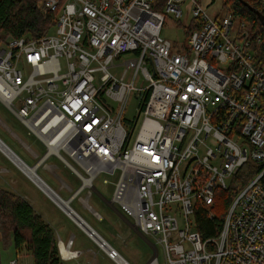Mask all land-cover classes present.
<instances>
[{
	"label": "built area",
	"instance_id": "2783aa9c",
	"mask_svg": "<svg viewBox=\"0 0 264 264\" xmlns=\"http://www.w3.org/2000/svg\"><path fill=\"white\" fill-rule=\"evenodd\" d=\"M256 1L264 9V0ZM187 2L193 30L178 45L161 31L168 15L184 16ZM42 5L56 12L44 34L0 39V100L44 147L40 156L27 146L37 158V175L40 167L57 175L58 166L48 163L56 157L81 185L72 191L63 183L72 191L65 200L40 179L32 181L78 223L71 201L88 189L80 200L91 208L95 179L113 176L104 179L114 187L110 200L134 217L131 226L154 250L146 264H159V245L166 264H264V66L248 49L245 23L234 37L232 11L218 21L198 0ZM122 64L126 68L117 77L111 70ZM129 69L134 72L126 81ZM139 74L143 79L136 84ZM132 96L138 99L134 117L127 116ZM248 162L259 171L236 192L219 234L204 239L196 212L214 204L216 190L230 189ZM98 245L117 264H132L110 243ZM58 248L65 263L82 254L60 239Z\"/></svg>",
	"mask_w": 264,
	"mask_h": 264
},
{
	"label": "rangeland",
	"instance_id": "374dc122",
	"mask_svg": "<svg viewBox=\"0 0 264 264\" xmlns=\"http://www.w3.org/2000/svg\"><path fill=\"white\" fill-rule=\"evenodd\" d=\"M199 4L207 10L210 16L217 19L218 21H223L227 15L228 10L223 6L222 0H198ZM40 2L38 3V5ZM190 6V2H187L183 6L184 16L180 19L174 18L172 15H168L165 19L161 35L170 40L172 43H177L178 45L183 44L184 42H188L187 32L184 26H187L191 23L192 16L188 12ZM235 23L232 27L231 33L234 37H238L239 27L241 21L234 16ZM56 33L55 26L52 27L49 34L54 35ZM130 55H123L120 59H116V64L123 63ZM125 65L115 66L112 68V72L117 77H121L125 70ZM133 70L129 69L125 76V80L128 81L131 79L133 75ZM142 75L136 78L135 83L140 84L142 81ZM138 104V99L135 96L129 101L127 116H136V107ZM141 124V116L138 117L137 123L132 132V138L130 143H132L136 137V134L139 130ZM126 125V123H125ZM127 129L131 131V127L128 126ZM0 138L29 166H34L37 158H34L27 146L34 151H36L40 156L44 153V147L42 144L33 136L28 135L26 126L21 123L19 118L9 109L4 103L0 100ZM211 143V142H210ZM49 164L57 165V175H53L49 170L44 167L38 168L37 172L39 176L55 191H58L61 197L65 200H68L72 191H75L80 185L81 180L70 170L64 163H62L56 157H52ZM21 166V164H20ZM104 179L112 180L113 176L101 173L95 179L96 188L105 196L107 200L112 198L113 193V184L104 183ZM63 183H66L72 187V191L67 189H63L61 186ZM0 185L5 186L8 190H17L24 189L29 193H42L44 192L19 168V163L13 160L7 153H5L0 148ZM88 194V189L82 191L79 197H76L71 201V207L78 212L88 223H90L95 230L99 231L100 234L105 236L110 244H113L119 253L124 256L129 262L132 264H146L152 255L154 254V250L151 245L145 241L141 236L134 230L133 236L125 243L121 242L117 243L112 239L110 235L105 231V225L108 222L113 223V219L115 217L120 216L108 205L104 199H102L96 192L89 198L88 203L90 206L98 211L103 216V220H99L94 212L84 206L81 202L80 197H86ZM45 195V194H44ZM46 196V195H45ZM47 197V196H46ZM50 199V198H49ZM51 203L52 200L50 199ZM109 208L111 211H107L105 208ZM120 207V206H119ZM120 209H122L120 207ZM60 211V210H59ZM124 216L130 221L134 223V217L125 212ZM65 212V211H64ZM62 213V212H60ZM66 213V212H65ZM67 214V213H66ZM0 213V230L2 224L6 221L4 216H1ZM64 217L69 219L65 214H62ZM68 215V214H67ZM73 225V233H76L75 244L73 248H81L86 251L85 255L80 259L81 264H91V257L95 256L98 264H116L110 258L106 257L103 249L99 248L95 241L86 235L80 227L71 222ZM79 233H82L83 236H79ZM4 236V240L8 241L9 234L7 237L4 233L1 232ZM117 235H115L116 237ZM65 241L67 240L63 235L61 236ZM116 239V238H115ZM159 264H166L162 249L159 245ZM19 259L20 264H34L33 255L26 248H22L19 252H16L13 243H5L2 239H0V264H10L12 259ZM74 262V261H73ZM67 264H71L70 262Z\"/></svg>",
	"mask_w": 264,
	"mask_h": 264
},
{
	"label": "trees",
	"instance_id": "16d2710c",
	"mask_svg": "<svg viewBox=\"0 0 264 264\" xmlns=\"http://www.w3.org/2000/svg\"><path fill=\"white\" fill-rule=\"evenodd\" d=\"M264 14L256 0H245ZM40 4L38 5V3ZM43 0H0V39L36 38L54 23L56 12L45 10ZM223 6L245 23L250 39L248 49L253 53L256 64L264 66V25L255 11L241 0H222ZM185 27V26H184ZM187 36L193 30L185 27ZM241 31V36L243 35ZM259 171L251 162L246 163L233 177L231 188L216 190L215 202L210 208L200 207L196 212V229L204 239L217 236L222 229L225 216L233 203L238 189L244 188ZM212 212V216H211ZM0 213L6 218L0 230V239L13 243L16 252L26 248L33 255L34 264H67L59 255L58 238L55 230L33 206L19 194L0 187ZM4 233L8 241L4 240Z\"/></svg>",
	"mask_w": 264,
	"mask_h": 264
},
{
	"label": "crops",
	"instance_id": "0c3cea01",
	"mask_svg": "<svg viewBox=\"0 0 264 264\" xmlns=\"http://www.w3.org/2000/svg\"><path fill=\"white\" fill-rule=\"evenodd\" d=\"M0 187L5 188V186H3V185H0ZM5 189H7V188H5ZM10 191H13V192L17 193L20 196H22L24 199H26L33 206V208L42 216V218L47 223H49L51 225V227L55 230V233L57 234V238L60 239L63 243L71 242L72 248H73V246L75 244L76 233H73V230L74 229H73V225H71V222H73L78 227H80L82 229V231L86 235H88V233L85 231V229H83V227H81L74 219H72L70 216H68L53 201L51 203L49 197L45 193L44 194L47 197L44 194H42V193H35V194L34 193H29V192H27V190H24V189H21V188L19 189V191H17V190H10ZM91 208H89V209H91ZM105 209L108 212L111 211L112 214L114 213L112 210H110L107 207ZM91 210L93 212L96 211L93 208ZM60 212H62V213H60ZM96 212H98V211H96ZM62 214H65L69 219H67L66 217H64ZM100 215H101V218H103L102 214H100ZM98 219L101 220L100 218H98ZM88 224L90 226H92L90 223H88ZM105 231L107 232L108 235H110L112 237V239L116 243H117V240H118V243H121L122 242V239H124V238H127V240H126V242H127L133 236V234H134V228L131 226L130 221H128L127 218L124 219L122 217H120V218L119 217H117V218L115 217V219H113V223L112 222H108L105 225ZM97 232L100 234L99 231H97ZM62 235L67 239L66 241L61 237ZM100 235L106 241L109 242V240L105 236H103L102 234H100ZM115 235H117V236L115 237ZM79 236H83L82 233H79ZM95 243L98 245V243L96 241H95ZM111 245H113V244H111ZM98 247L100 248L99 245H98ZM73 249L80 250L82 254H81V256L79 257V259L77 261H74V262L73 261H70V263L71 264H76L77 262H79L81 264L80 259L85 255L86 251L82 250L81 248H73ZM106 257H107V254H106ZM91 258L92 259H91V261L89 263H91V264H98V261L96 260L95 256H92ZM107 258H109V257H107ZM113 262L116 263L115 261H113ZM67 263H69V262H67Z\"/></svg>",
	"mask_w": 264,
	"mask_h": 264
},
{
	"label": "water",
	"instance_id": "95a60500",
	"mask_svg": "<svg viewBox=\"0 0 264 264\" xmlns=\"http://www.w3.org/2000/svg\"><path fill=\"white\" fill-rule=\"evenodd\" d=\"M246 6H248L250 9H252L253 11L256 12V14L258 15L259 19L262 21L263 25H264V14L259 11L258 9L254 8L252 5H250L247 1L245 0H241ZM0 143L5 147V149H7L10 153H12V155L19 161V163L25 165L27 168H33V167H29L1 138H0ZM35 177H37L38 179L41 180V182H43L45 185H46V188L50 191V192H54L52 190V188L47 185L36 173V170L35 168H33V172H32ZM95 192L99 195V192L97 190V188H95ZM105 201L107 202V204L122 218H126L122 213L121 211L113 204V202L109 199L107 200L105 198ZM76 219L79 223V225L81 227H83V229H85L86 232H88L91 237L94 238L95 241H97L98 243H101V245L109 248V243L101 236L99 235V233H97V231L95 229H93L85 220H83L79 215H76ZM135 231L141 236V238H143L145 241H148V239L146 237H144L142 234H140V232L134 228ZM150 244V243H149Z\"/></svg>",
	"mask_w": 264,
	"mask_h": 264
},
{
	"label": "bare ground",
	"instance_id": "6f19581e",
	"mask_svg": "<svg viewBox=\"0 0 264 264\" xmlns=\"http://www.w3.org/2000/svg\"><path fill=\"white\" fill-rule=\"evenodd\" d=\"M55 131V129H52L51 133H53ZM0 148L5 152L7 153L13 160H15L17 163H19V161L12 155V153H10L7 149H5V147L0 143ZM94 158V155H90L89 156V159H93ZM19 163V168L25 173L27 174L31 180H33L34 182H38V179L37 177H35V175L32 173L33 172V168H27L25 165ZM38 184H41L38 182ZM66 204H68V202H66ZM101 220H103V218H101Z\"/></svg>",
	"mask_w": 264,
	"mask_h": 264
}]
</instances>
